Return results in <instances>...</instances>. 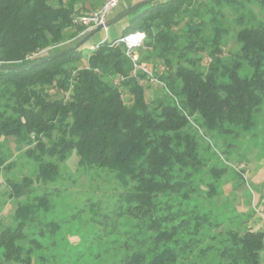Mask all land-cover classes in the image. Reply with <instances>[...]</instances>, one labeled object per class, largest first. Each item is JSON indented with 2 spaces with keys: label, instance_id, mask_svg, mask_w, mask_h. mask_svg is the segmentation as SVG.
I'll return each mask as SVG.
<instances>
[{
  "label": "trees",
  "instance_id": "1",
  "mask_svg": "<svg viewBox=\"0 0 264 264\" xmlns=\"http://www.w3.org/2000/svg\"><path fill=\"white\" fill-rule=\"evenodd\" d=\"M104 1L0 0V64L23 67L73 47L88 34L74 19L88 15ZM245 1L249 0H153L126 15L128 22L116 39L29 68L0 70V97L13 100L11 107L4 106L0 112V169L10 138L17 147L33 145L27 155L40 164L36 180L52 178L51 157L74 153L82 167L107 169L117 180L132 183L123 196L125 210L158 231L156 242L174 243L189 220L197 237L203 235L204 227L220 228L223 222L209 221L208 214L182 209L176 216L188 214L187 219L161 229L173 216L159 213L160 197L187 199L188 194L180 192L185 182L174 180L176 174L190 169L185 179L204 165L203 149L190 131L188 117H198L204 130L219 135L229 134L232 127L248 130L255 124L264 101V22L244 25L237 32L239 48L230 57H224L223 47L227 34L223 11L241 7ZM254 1L264 15V0ZM137 32L145 35L137 63L146 66L153 57L162 60L163 70L151 71L166 90L155 105L147 101L146 85L140 83L146 75L133 74L127 48L119 41ZM65 35L78 39L48 53L63 43ZM205 51L210 62L202 71L201 59L187 55ZM48 89L61 96L50 95ZM224 172L213 170L215 180ZM11 186L18 198L24 195L21 185ZM208 186L206 196H215L213 183ZM32 205H19L17 226L0 233V251L8 262L31 264L30 251L22 257L21 245ZM218 232L223 234L218 247L207 245L195 253L199 239L180 244V253L186 255L183 264H188L189 256L193 264H211L205 261L208 256L217 260L215 264H261L264 231L236 227ZM209 239L216 241L217 235ZM169 248L150 264H173L176 258Z\"/></svg>",
  "mask_w": 264,
  "mask_h": 264
},
{
  "label": "rangeland",
  "instance_id": "2",
  "mask_svg": "<svg viewBox=\"0 0 264 264\" xmlns=\"http://www.w3.org/2000/svg\"><path fill=\"white\" fill-rule=\"evenodd\" d=\"M141 1H124L109 19L118 18L128 5H136ZM262 11L254 0L245 1L238 8L224 9L223 23L227 28L223 39L224 57H230L238 50L236 34L244 25L255 26L264 22ZM128 19V16H124L111 22L106 32L99 31L80 48H90L103 38L108 41L118 38ZM77 39L72 40L65 35L62 44L47 52L72 45ZM182 43L180 40L179 44ZM142 45L143 42L132 50L137 59L141 55L138 48ZM187 56L191 59L200 58L198 68L207 70L210 60L206 51ZM145 63L152 73L153 68L163 70L161 59L153 57ZM146 80L140 81L146 85L145 98L155 105V100L162 97L166 90L160 82ZM47 91L52 96H61L55 89ZM0 102V112L4 106L9 108L13 104V100L3 96ZM188 122L191 133L195 134L203 149L201 158L204 165L185 179L184 173L190 169L176 174L174 180L185 182L180 192H186L189 196L187 199L177 195L160 197L163 208L159 213L173 216V220L163 224L161 229H168L187 219L188 214L176 216L182 209H197L201 214H208L209 221L216 224L223 222L220 228L204 227L203 235L197 237L192 232L193 220H189L175 237L174 243H165L162 239L156 242L158 231L150 229L148 221L143 222L141 216L130 215L125 210L123 196L130 189L131 182L117 180L107 169L82 167L74 153L67 154V158L51 157L48 161L55 166L52 178L36 180L40 164L33 162L27 155L33 145L18 144L17 147L10 138L5 142V149L8 150L3 156L5 164L0 169V233L5 228L17 226L15 219L19 205L27 207L33 203L30 220L26 222L24 230L26 238L21 245L24 249L22 257H26V251H30L31 264H150L154 256L167 247H171L169 249L175 254L173 264H183L182 258L186 255L180 253L179 245L189 239L202 241L199 247H194L196 253L207 245L218 247L220 241L223 242V234H219V229L225 232L236 227H247L253 231H264V101L256 114L254 126L248 130L232 127L229 134L219 135L204 130L199 125L198 117H188ZM219 169L225 172L216 181L213 170ZM209 183H213L216 191V195L210 198L206 196ZM11 185H21L24 195L18 198ZM211 235H217V240L209 241ZM213 259L208 256L205 261L215 264L217 260ZM187 260L191 261L190 256ZM190 261L187 263L193 264L194 258ZM0 264L22 263L6 261L0 251ZM195 264L200 263L197 261ZM261 264H264V250Z\"/></svg>",
  "mask_w": 264,
  "mask_h": 264
},
{
  "label": "built area",
  "instance_id": "3",
  "mask_svg": "<svg viewBox=\"0 0 264 264\" xmlns=\"http://www.w3.org/2000/svg\"><path fill=\"white\" fill-rule=\"evenodd\" d=\"M126 0H105L103 4L96 9L94 12L89 13L88 15L79 16L74 19V23L80 26L85 27V31H91L98 25H104L108 19L109 16L112 14V12L121 4L124 3ZM106 31L107 28H104ZM145 35L143 33H134L127 35L124 38H121L119 41L124 43L127 52L126 55L131 59V62L133 64V74L137 71H141L146 75V79L150 82H156L157 80L154 79L152 76V73L149 69H147L143 65H139L137 63V55L132 51L134 48L140 46V44L143 42ZM104 42V41H102ZM118 42V41H116ZM98 45L94 44L90 47V49L96 48Z\"/></svg>",
  "mask_w": 264,
  "mask_h": 264
},
{
  "label": "water",
  "instance_id": "4",
  "mask_svg": "<svg viewBox=\"0 0 264 264\" xmlns=\"http://www.w3.org/2000/svg\"><path fill=\"white\" fill-rule=\"evenodd\" d=\"M153 0H143L141 1L140 3H137L136 5H133L132 7H130L129 9H127L126 11L122 12L118 18H114L112 20H108L104 25H98L97 27H95L93 30L89 31L88 34L83 37L76 45H74L73 47L69 48V49H66V50H63L59 53H56V54H53V55H50L48 57H45V58H42L32 64H29V65H26V66H23V67H10V66H7V65H2L0 64V70H3V71H17V70H20V69H25V68H29L31 66H35L39 63H43V62H46L48 60H51L53 58H56L58 56H61V55H64V54H68V53H71V52H74L75 50L79 49L80 47H82L85 43L88 42V40L93 36L95 35L96 33H98L99 31L101 30H104V28H107L108 25L111 23V22H115L117 21L120 17H124L126 15H128L130 12L138 9L139 7L141 6H144L150 2H152Z\"/></svg>",
  "mask_w": 264,
  "mask_h": 264
},
{
  "label": "crops",
  "instance_id": "5",
  "mask_svg": "<svg viewBox=\"0 0 264 264\" xmlns=\"http://www.w3.org/2000/svg\"><path fill=\"white\" fill-rule=\"evenodd\" d=\"M123 28H124V26L122 27V29H123ZM105 32H106V31H105ZM105 40H106L105 38L102 39V41H105ZM102 41H101V42H102Z\"/></svg>",
  "mask_w": 264,
  "mask_h": 264
}]
</instances>
